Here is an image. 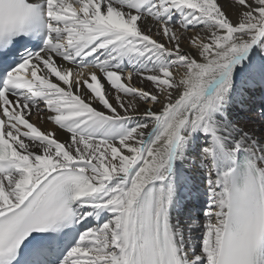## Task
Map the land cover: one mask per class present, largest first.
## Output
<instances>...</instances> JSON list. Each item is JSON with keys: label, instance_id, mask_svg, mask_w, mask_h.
Here are the masks:
<instances>
[{"label": "snow or ice", "instance_id": "obj_1", "mask_svg": "<svg viewBox=\"0 0 264 264\" xmlns=\"http://www.w3.org/2000/svg\"><path fill=\"white\" fill-rule=\"evenodd\" d=\"M0 264H264V0H0Z\"/></svg>", "mask_w": 264, "mask_h": 264}, {"label": "bare ground", "instance_id": "obj_2", "mask_svg": "<svg viewBox=\"0 0 264 264\" xmlns=\"http://www.w3.org/2000/svg\"><path fill=\"white\" fill-rule=\"evenodd\" d=\"M259 97H257V99H258Z\"/></svg>", "mask_w": 264, "mask_h": 264}]
</instances>
